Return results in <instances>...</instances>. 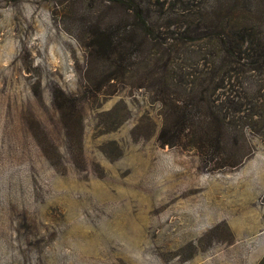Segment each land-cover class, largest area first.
<instances>
[{"label":"rangeland","instance_id":"1","mask_svg":"<svg viewBox=\"0 0 264 264\" xmlns=\"http://www.w3.org/2000/svg\"><path fill=\"white\" fill-rule=\"evenodd\" d=\"M102 27L120 67L88 46ZM245 27L264 38V0H0V264H264V114L234 167L157 139L166 104L220 62L219 105L264 107L263 58L221 61L214 34Z\"/></svg>","mask_w":264,"mask_h":264},{"label":"trees","instance_id":"2","mask_svg":"<svg viewBox=\"0 0 264 264\" xmlns=\"http://www.w3.org/2000/svg\"><path fill=\"white\" fill-rule=\"evenodd\" d=\"M123 3V0H110ZM127 1V0H126ZM131 17V25H140L146 27L145 17L133 7L132 1L124 5ZM131 11V13L129 12ZM133 25V26H134ZM138 27V26H137ZM241 34H238L237 41L233 43L228 38V34L224 31H214V34L223 37L224 40L218 39L219 51H222L227 61L230 57L234 59H247L248 57H256L255 64L250 69H258L263 65L258 64L263 58L264 64V38H256V33L252 27H245ZM227 34V35H226ZM204 35L200 38L202 39ZM122 37L113 36L106 28H97L92 35L90 48L98 53H107L112 48L111 56L114 59L116 66L123 65L125 61V48L122 44ZM263 42H262V41ZM132 45L136 44V40L129 39ZM214 42V41H213ZM214 44V43H213ZM215 45H213V48ZM246 54V55H242ZM254 61V60H253ZM252 61V62H253ZM228 62H220L211 69L208 76L198 78L192 86H188L191 91L178 99H173L172 102L166 104V111L163 114L162 125L158 131L157 139L161 145H182L184 147H194L203 155H213V168L222 169L225 167L237 166L242 160V154L239 150L246 146L242 139L244 128H251L247 117L263 116L264 107L253 113H246L242 108L241 102L231 100L232 106L230 111L224 110L219 104L223 101L229 102V95L225 94L227 84H229L230 76L219 74V71L227 72ZM231 70V69H230ZM188 84V83H187ZM177 86V85H176ZM170 90L176 92L177 87L167 84L162 92ZM185 90V88H183ZM165 90V91H164ZM219 91L215 100L209 103L206 99L207 91ZM63 99L56 102V108L60 115L65 119L64 125L67 135L73 132V127L70 122V111L66 104L67 97L61 94ZM227 99V100H226ZM217 101V105L213 103ZM163 103H166L165 101ZM74 104V103H69ZM252 120V119H251ZM71 126V129H70ZM79 129V127H78ZM242 140H241V139Z\"/></svg>","mask_w":264,"mask_h":264}]
</instances>
